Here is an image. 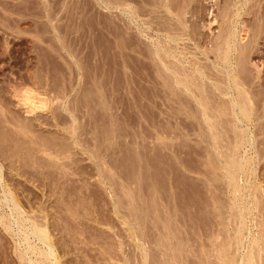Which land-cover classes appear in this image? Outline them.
<instances>
[{
    "label": "rangeland",
    "instance_id": "1",
    "mask_svg": "<svg viewBox=\"0 0 264 264\" xmlns=\"http://www.w3.org/2000/svg\"><path fill=\"white\" fill-rule=\"evenodd\" d=\"M137 1L0 0V264H264V0H159L198 102Z\"/></svg>",
    "mask_w": 264,
    "mask_h": 264
},
{
    "label": "bare ground",
    "instance_id": "2",
    "mask_svg": "<svg viewBox=\"0 0 264 264\" xmlns=\"http://www.w3.org/2000/svg\"><path fill=\"white\" fill-rule=\"evenodd\" d=\"M140 1V0H139ZM142 1H144L145 2V0H142ZM159 0H157V2H158ZM165 1V0H164ZM143 2V3H144ZM151 2V1H150ZM153 2H154V0H153ZM152 2V3H153ZM133 3H136V5L138 6L137 7V9L136 8H134V7H132V5L131 4H133ZM142 3V4H143ZM146 3H147V1H146ZM149 3V2H148ZM164 3V2H163ZM102 5H105L104 6V8H107L109 5H115L116 7L118 6V7H121V9L120 10H123V11H120V13L122 14V15H127V16H129V20L127 21V19H126V17H124V16H122L120 19H122L123 20V22H124V24H125V26H126V24H127V29L130 31V25H131V23L130 22H134L135 23V25H139V20H138V22H137V19H136V17H140L141 15H140V9L142 8V5H141V1L139 2V4H138V1L137 0H106V1H103L102 0V3H101ZM141 5V6H140ZM154 6H155V3H154ZM157 6V7H156ZM156 6H155V10L154 11H156L157 10V13L156 14H158L157 16H155V22H153L154 23V25H155V27L153 28L154 29V34L155 33H157L155 36L156 37H158V47H157V45H155V44H153V45H155L156 46V48H155V50L154 51H156V54L155 55H157L160 59V62L162 63V68L160 67V65H159V67H160V70H162V72L164 73V75H162V77L164 76V78H165V81H166V79L168 80V79H171L172 81H171V83H169L168 85H170V87L169 86H167V87H169V88H171V89H167V90H171V91H173L174 93H180V92H183L184 94H188V95H190L191 96V98L193 97V99H195V101H197V99L198 98H196V96H195V94L193 93L195 90H193V87L196 85H198V84H195L194 83V81H193V79L191 78L192 77V73L190 72L191 70H193L194 71V69L192 68L190 71L188 70L190 67V65L188 64V59H186V56H187V54H189V52L187 53L186 52V49H184L183 48V46H184V44H182L183 46H182V48L181 47H178V46H180L179 44H178V42H177V40H179L178 39V37H176V35H172V31H173V33H174V29H175V25L177 26V23L178 24H180V22H176V24L174 25L173 24V27H174V29H173V27H172V23L171 22H169V21H172V19H171V17H169L170 15H171V13L169 12V9L171 8H169V9H165V8H167V5L166 4H162L160 1L158 2V5H157V3H156ZM123 8V9H122ZM125 8V9H124ZM163 9V10H162ZM164 9H165V11H164ZM159 10V11H158ZM161 10V11H160ZM168 10V11H167ZM175 10V9H174ZM145 11V10H144ZM153 11V12H154ZM166 12V14L163 16V14L162 13H165ZM143 13V11L141 12V14ZM144 13H146V12H144ZM151 13H152V10H151ZM170 14L169 16H168V14ZM155 14V13H154ZM160 14H162V15H160ZM143 15H145V14H143ZM149 15H151V14H149ZM237 15V14H236ZM173 16V15H172ZM153 17V16H152ZM175 17V16H174ZM154 18V17H153ZM152 18V19H153ZM150 20V19H149ZM175 20H178V19H175ZM180 20L182 21V19L180 18ZM159 21V22H158ZM147 23V22H146ZM152 23V22H151ZM167 23V24H166ZM170 23H171V27H170ZM212 23V22H211ZM129 25V26H128ZM134 25V24H133ZM142 25V24H141ZM152 26V25H151ZM180 25H178V27H179ZM142 27V26H141ZM140 27L138 26V29H139ZM171 28H172V30H171ZM137 29V28H136ZM141 29H144V28H141ZM149 29V28H148ZM182 29V28H181ZM180 29V30H181ZM127 30V31H128ZM132 30V29H131ZM150 30V29H149ZM176 30H179L178 28H176L175 29V31ZM144 31V30H143ZM151 31V30H150ZM164 32H166L167 34H169V36H166V35H163V33ZM139 33H140V31H139ZM143 33H145V32H143ZM147 33V32H146ZM165 33V34H166ZM179 33V32H178ZM234 33H235V31H234ZM127 35H129L128 33H126ZM152 34V33H151ZM139 36H140V34H138ZM230 35V34H229ZM244 36H246L245 34H243ZM178 36V35H177ZM234 36V34L232 33L231 34V37H233ZM142 37V36H141ZM145 37V36H144ZM184 37H185V35H184ZM235 37V36H234ZM234 37L233 38H231L232 40H234ZM125 38V37H124ZM148 38V37H147ZM151 38V37H150ZM241 38V37H240ZM245 38V37H244ZM244 38L242 37V40H244ZM127 39V38H126ZM152 39V38H151ZM162 41H161V40ZM176 42H177V44H178V46H176ZM128 43V42H127ZM234 43V42H233ZM152 45V44H151ZM231 44H229V42H228V44H227V48H225V49H227V50H229L230 48H231V46H230ZM151 47V46H150ZM232 48H234V45H233V47ZM204 49V48H203ZM240 49V48H239ZM223 51V50H222ZM232 51V50H231ZM230 51V52H231ZM241 52H243V51H241ZM155 53V52H154ZM159 53H164V54H159ZM225 53V52H224ZM223 53V54H224ZM159 55H164V57H161V56H159ZM224 56V55H223ZM228 56V55H227ZM154 57V56H153ZM230 57V56H229ZM167 58H170V60H172V61H166V59ZM172 58V59H171ZM224 58V57H223ZM225 58H226V56H225ZM175 59V60H174ZM190 59V58H189ZM223 60V59H222ZM231 61V60H230ZM159 62V63H160ZM194 62V61H193ZM155 64V63H154ZM187 64H188V66H187ZM195 64V63H194ZM197 64V63H196ZM199 65V64H198ZM158 66V65H157ZM193 66V65H192ZM159 67H156L157 69L159 68ZM194 68H195V66H193ZM197 67V66H196ZM195 70H197V69H195ZM222 70H223V72L226 74V77L228 76L229 78H231L232 77V65H231V63L230 64H227V66H225V67H222ZM158 72V74H159V70H157ZM202 71V70H201ZM195 73H196V71H194ZM197 72L199 73L200 72V69L199 70H197ZM221 72V71H220ZM194 73V74H195ZM197 73V74H198ZM157 74V75H158ZM162 74V73H161ZM190 74H192V75H190ZM196 74V75H197ZM201 75V74H200ZM199 76V75H198ZM203 76V75H202ZM234 76V75H233ZM156 77V76H155ZM194 77H195V75H194ZM164 78L162 79V82H163V80H164ZM198 79H200V78H198ZM197 79V80H198ZM206 81V80H205ZM170 82V81H169ZM197 82H199V81H197ZM231 82V81H230ZM168 83V82H167ZM167 83H166V85H167ZM201 83V82H200ZM159 84H160V82H159ZM164 85H165V83H164ZM166 85L164 86V87H166ZM229 85V84H228ZM201 86H203V85H201ZM201 86H200V88H201ZM163 87V88H164ZM197 88V87H196ZM199 89V88H198ZM166 90V91H167ZM182 93V94H183ZM196 94L198 93V92H195ZM194 94V95H193ZM175 96H176V94H175ZM184 96V95H183ZM181 97V96H180ZM179 97V95H178V97H177V99L176 98H174V101H173V103H175V104H184V105H186L187 103H189V99H187V98H185V97H182V98H180ZM200 98H201V96H200ZM203 99V98H202ZM191 100V99H190ZM200 101H204V100H201V99H199ZM211 100V99H210ZM246 101V100H245ZM198 102V101H197ZM196 102V103H197ZM222 102V101H221ZM232 102V101H231ZM202 102H200V104L199 105H201V106H203L202 104H201ZM206 103H207V101H206ZM204 105H205V102H204ZM212 105V104H211ZM237 105V102H233V105L232 106H236ZM243 105V104H242ZM205 110V109H204ZM204 112V111H203ZM209 119V118H208ZM207 119V120H208ZM216 120V119H215ZM210 121H211V119H210ZM217 123V122H216ZM214 125V124H213ZM25 127V126H24ZM217 136V135H216ZM218 137V136H217ZM41 139V138H40ZM40 142V141H39ZM40 147V146H39ZM47 151V150H46ZM231 170V169H230ZM4 196H5V198H4V201H5V203H7V204H9V203H11L12 204V206L13 207H15V208H17L18 207V203L16 202V200L14 199V197L12 196V195H10V194H4ZM17 210V209H16ZM37 228V227H36ZM38 228H39V226H38ZM26 230V229H25ZM35 230V229H34ZM36 232H38L39 234V240L41 241V242H43L44 243V245L46 244H48L47 246H48V248H49V251L50 252H48V250H47V254H46V256H49V255H51V246H50V244L48 243V241H49V238H48V236H47V233H46V231H45V229L44 230H41L40 228L38 229V231H36ZM35 235V234H34ZM37 236V235H36ZM29 245V244H28ZM30 247V246H29ZM32 248V247H31ZM34 249V248H33ZM31 250V249H30ZM53 251V250H52ZM44 255H45V253H43ZM42 254V255H43ZM220 257V256H219ZM224 257H226V256H224ZM222 259V258H221ZM225 262V261H224ZM226 264V263H225Z\"/></svg>",
    "mask_w": 264,
    "mask_h": 264
}]
</instances>
